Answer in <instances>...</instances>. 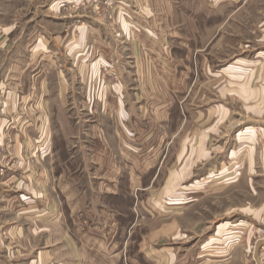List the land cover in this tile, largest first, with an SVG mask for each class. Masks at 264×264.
Returning <instances> with one entry per match:
<instances>
[{"label": "rangeland", "instance_id": "1", "mask_svg": "<svg viewBox=\"0 0 264 264\" xmlns=\"http://www.w3.org/2000/svg\"><path fill=\"white\" fill-rule=\"evenodd\" d=\"M0 264H264V0H0Z\"/></svg>", "mask_w": 264, "mask_h": 264}]
</instances>
